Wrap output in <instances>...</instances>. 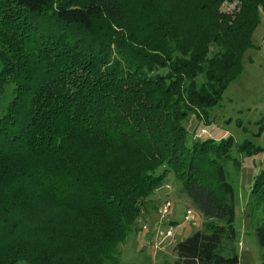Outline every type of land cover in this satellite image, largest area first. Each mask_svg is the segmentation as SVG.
I'll list each match as a JSON object with an SVG mask.
<instances>
[{
    "label": "trees",
    "instance_id": "1",
    "mask_svg": "<svg viewBox=\"0 0 264 264\" xmlns=\"http://www.w3.org/2000/svg\"><path fill=\"white\" fill-rule=\"evenodd\" d=\"M261 17L264 0H0V264H122L170 176L202 222L161 264H239L233 142L188 145L183 122L238 79Z\"/></svg>",
    "mask_w": 264,
    "mask_h": 264
},
{
    "label": "rangeland",
    "instance_id": "2",
    "mask_svg": "<svg viewBox=\"0 0 264 264\" xmlns=\"http://www.w3.org/2000/svg\"><path fill=\"white\" fill-rule=\"evenodd\" d=\"M223 12L232 11L229 5ZM251 47L241 60L242 72L222 93L219 104L208 111L204 118L190 114L183 122L188 132V145L193 139H212L215 142L232 140V159L240 163L236 174L232 162L226 167L235 197V222L239 264H261L260 250L256 244L252 224L264 221L261 206H248L249 189L253 179L264 171V18L261 17L250 37ZM14 85L7 83L0 94V117L13 99ZM248 145L244 150L239 147ZM247 149V150H246ZM180 184L172 176L155 191L134 224L128 241L121 247L122 264H161L173 262V247L186 239L200 226L202 218L179 193ZM166 202L173 206L171 216L162 217L160 211ZM191 216L186 220V212ZM175 223L173 226H168ZM172 234L166 236V230Z\"/></svg>",
    "mask_w": 264,
    "mask_h": 264
},
{
    "label": "built area",
    "instance_id": "3",
    "mask_svg": "<svg viewBox=\"0 0 264 264\" xmlns=\"http://www.w3.org/2000/svg\"><path fill=\"white\" fill-rule=\"evenodd\" d=\"M173 213V206L171 205V203L166 202L165 205L163 206L162 210L160 211V215L162 217H166V216H171ZM191 211H187L186 212V220L188 219V217H190ZM172 234V228L167 229L166 230V236H170Z\"/></svg>",
    "mask_w": 264,
    "mask_h": 264
}]
</instances>
